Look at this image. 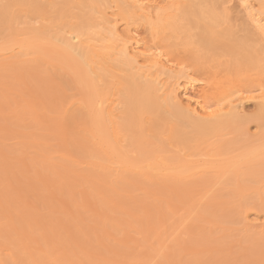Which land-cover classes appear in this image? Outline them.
I'll list each match as a JSON object with an SVG mask.
<instances>
[{
  "label": "rangeland",
  "instance_id": "374dc122",
  "mask_svg": "<svg viewBox=\"0 0 264 264\" xmlns=\"http://www.w3.org/2000/svg\"><path fill=\"white\" fill-rule=\"evenodd\" d=\"M158 2L165 9L178 3L170 13L183 7L184 14H178L185 15L184 22L178 18L177 25L186 24V35L193 36L183 42L195 43L192 52L185 47L187 54L183 46L172 48L178 64L173 70L194 71L193 77L204 81L198 91L205 98L219 102L264 85V63L257 53L261 43L254 41L249 11L240 0ZM249 2L257 5L256 0ZM35 3L7 7L10 1L0 0V13L7 8L11 15L0 23V264H264V170L245 172L247 163L238 161L248 149L244 143L225 155L214 150L217 143L233 139L254 148L264 144V123L255 120L257 103H236L242 122L205 142L191 137L187 148L171 141L169 131L181 125L187 136L192 129L162 100L161 116L167 120L158 119L160 129L147 133L153 146L160 148V140L165 144L155 156H184L191 164L163 173L144 164H119L123 158L140 159L137 144L121 129L126 115L113 117L120 111L116 106L124 111L121 86L103 89V107L108 112L113 108L112 117L106 113L104 129L91 127L87 96L93 89L80 88L77 74L68 67L74 57L58 49L57 39L86 20L92 23L91 35L102 32L97 24L105 18L120 35L138 28L142 43L153 49L160 42L165 46L170 21L163 22L166 28L159 36L151 25L128 20L116 0H37L45 5V14ZM186 4L200 11V18L193 9L191 22L185 19L191 14L187 9L192 10ZM206 4L220 12L224 8L226 14L210 23ZM63 8L66 15L57 19ZM205 16L208 26L219 21L213 27L221 37L212 26L201 30ZM32 28L41 32L40 41L33 40ZM21 41L38 46L20 49L16 43ZM144 118L148 126L155 120ZM122 152L130 154L124 157ZM221 213L225 218L218 217Z\"/></svg>",
  "mask_w": 264,
  "mask_h": 264
},
{
  "label": "bare ground",
  "instance_id": "6f19581e",
  "mask_svg": "<svg viewBox=\"0 0 264 264\" xmlns=\"http://www.w3.org/2000/svg\"><path fill=\"white\" fill-rule=\"evenodd\" d=\"M9 1L10 5H8L7 7L11 6L12 4H34L35 1L37 3V0ZM240 1L242 2V5L245 10L249 11L248 19L251 22L250 24L252 30L254 31V36L256 37H254V41H256V43H261L260 45L257 44L259 46H257V53L261 58V60H259L264 63V0H256L258 5L257 9V5L253 7V4L249 2L250 0ZM67 3L68 2H66V4ZM178 3H173L171 7L165 9L159 4L158 0H116L117 10L126 18H128V20H132L138 23L143 22L149 26L151 25L152 30L158 33V35L163 29L166 28V25L165 23L163 24V22L170 21L169 25L171 34L169 33L170 36L168 35L164 38V41L162 40V43H164L165 46L161 45V39L159 40L157 38L160 43L155 45L153 49H150L142 43L138 34V28L132 29L133 31L128 30V32H130H127L128 34L126 36L120 35L117 33L114 24L113 26H110V23L105 18H101L97 24V26L102 29V32L98 31L91 35L92 32L90 33L89 31L92 29V23L89 20H86L81 26H76L75 28H73V30L61 34L57 39V41L60 42V45L57 44L58 49L64 51L67 55L74 57L71 63L68 64V67L73 69L77 74V81L80 88L85 89L87 87L93 89L92 94L90 96H87V105L90 110L91 117V127L104 129V122L107 119L105 116L106 113L109 114L108 117H112V112L110 113V111L113 110V108L110 109L108 112L109 107H107L106 109L103 107V105L105 104V101L102 99L103 89L112 87L115 85V83H118L117 85L121 86L119 92H121L122 95H120L123 96V98L120 100L124 104V111H121V109L117 108L116 106L117 109L115 108L114 110L120 111L119 114H117L118 112H115V114H117L118 116L113 115V117H119L120 115L123 116V114L126 115L125 120L127 119V121L125 124H123L121 129L125 131V136L129 139L131 143L137 144V154L140 155V159H137L135 162H130L123 158V160H118L119 164L133 167H140L144 164V168L151 170L158 169L160 170V173L173 169L171 168L173 166L175 168L179 166H181V168H186L188 167L189 163L191 164V162L184 160V156H179L178 160L173 159V157L171 158L165 156L162 158V156H160V158H157L155 156L157 150L160 152L165 150V144L162 140H160V148L158 146H153L150 137H148L147 133L148 131H150L149 129L151 128L157 132L160 129V126H162L159 120L164 121V119H166L161 116L162 100L165 102L166 106L171 110V112L176 116L178 120L184 121V123L187 124L186 127L192 129V133H188V135L186 136L187 133L184 132V130L181 128V125H178L179 127L175 125L176 127L172 128L171 130L169 128V139L171 141H174L176 144L186 146L187 148L189 139L191 137L196 139L198 142H205V140H208L211 137L218 135L224 130L233 129L234 126H237L239 124V122H242V119L237 116L236 112L239 106H244V102L245 104L246 102H255V104L257 103L256 105L258 111L257 115L255 116V120L264 123V85L255 86L254 89L250 90L242 89L243 92H240L241 94L238 97L234 96V98H232V96H230V98L228 99L227 95V97L225 96L226 98H222L221 101L218 102V99H215V101L213 102V100L210 101V99L208 100L207 98H205V95H203L201 91H198V86L203 85L202 83L204 81L201 82L195 79L192 75V72L194 71H188L184 69H178L175 71L173 70V68L177 67L178 64L175 62L171 55L172 48L175 46H179L178 48L181 49V47L183 46L185 54H187L188 52L186 51L185 47L190 48V46H192V44L194 45L195 43V41L194 43L188 42L193 36H191L192 34H189V36L191 37L186 35L185 30H188V28L185 29L186 24L177 25L178 18L180 20L185 16L184 15L182 18H180L181 14H178V11L182 12V15L184 14L183 10H181L183 7H177L176 10L174 9V12H168L171 11L172 6L178 5ZM36 5L38 6L39 13H46V7L43 3ZM187 5L188 4H186V7ZM220 5L222 6L223 4ZM208 6L207 12L209 11L208 9H210L208 8ZM210 7H212V5ZM3 8H5V6H3ZM189 8H191V5ZM203 8L205 7L203 6ZM193 9L195 10L193 11ZM193 9L189 11L187 9V12H191V14L188 13V16L185 17V19L187 18V20H190V22L192 17H190L189 15L193 14L192 11L194 12V16H197L196 14H198V10H196V8ZM156 10H162V12L156 13ZM222 10L223 12H220V10H218L217 8L210 9V12L208 14L213 17L211 19L209 18L210 16H207V14H205V10L202 11L201 9V11L209 18L210 23L211 20L221 17L222 13L224 15L226 14V9L222 8ZM66 13V8L57 10L56 18L60 19V17L66 15ZM206 16L205 20H208L206 19ZM189 17L190 19H188ZM10 18L11 15L8 13L7 8L1 11L0 23L7 22L10 20ZM196 18L193 19L196 20L198 23L200 22V20H202L200 19L198 21V19ZM154 19L157 21L156 24L153 23ZM209 20L207 22L205 21L206 24H202V22L201 24L199 23V25H201V30L206 29L202 26L209 24ZM216 21L214 20L213 22L215 23ZM213 22L211 25H207L206 27H213ZM196 24L197 23H195V26H197ZM163 25H165V28H163ZM214 28L215 27H213V30L215 31ZM206 30H208V28ZM209 30L211 32L213 31L211 29ZM206 32L208 33V31ZM216 32L217 31H215V33ZM218 32L221 33V31ZM218 32L216 33L217 36L220 34H218ZM31 33L34 35V41H40L42 39V35L41 32H39V29L32 28ZM206 34H204V36H206ZM162 35L164 36L163 33ZM159 36H161V34ZM185 36L189 37V39L187 38V42H183V39H186L184 38ZM217 36L211 35L212 38H217ZM219 37L221 36L219 35ZM202 42H204V40ZM16 44H19L20 49L28 48V46H38L37 44L31 43L26 45V41H21ZM191 48L190 51L192 52L193 49ZM193 48L195 47L193 46ZM233 48L235 47L233 46ZM237 48L238 46H236V49ZM175 50L176 53L179 51L178 49ZM76 56L79 59H76ZM191 60H193V58ZM176 61L178 62V60ZM108 68L111 69L109 70ZM169 71L176 72V74L169 75L172 74ZM164 75H167L168 77L164 79ZM109 79L113 81H109ZM100 83L103 84V88H100ZM236 103H238L239 106ZM146 115L150 116V118L155 119L153 124H151L150 126L146 124V120L144 118ZM104 134L107 135V129L104 130ZM241 141L238 139H233V141L230 142H222V144L217 143L214 147V150L216 151V153H219V155H225L227 154V152H230L231 149L236 148V146L246 144L248 145V149L238 156V161H243L247 163L245 172L248 173V175L254 174L257 171L263 172L264 144H260L259 146L254 148L249 146V143ZM122 154L124 157H126L128 154H130V152H122ZM188 156H191V154H188ZM254 161H259V164L256 165V163H254V165H251ZM158 162L161 163L158 164ZM245 172L244 175H246ZM235 173L239 174L237 170H235ZM148 175L152 177V175ZM153 176L156 177V174L153 173ZM218 217L225 218V215L224 213H221L220 215L218 214Z\"/></svg>",
  "mask_w": 264,
  "mask_h": 264
}]
</instances>
